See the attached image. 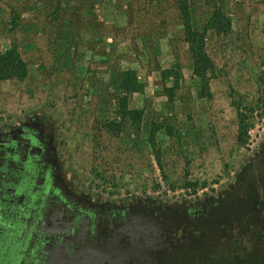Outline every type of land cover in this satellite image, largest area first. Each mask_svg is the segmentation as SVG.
<instances>
[{"label": "rangeland", "instance_id": "rangeland-1", "mask_svg": "<svg viewBox=\"0 0 264 264\" xmlns=\"http://www.w3.org/2000/svg\"><path fill=\"white\" fill-rule=\"evenodd\" d=\"M29 118L71 185L104 201L264 179V0H0V128ZM253 252L205 264H264Z\"/></svg>", "mask_w": 264, "mask_h": 264}, {"label": "flooded vegetation", "instance_id": "flooded-vegetation-1", "mask_svg": "<svg viewBox=\"0 0 264 264\" xmlns=\"http://www.w3.org/2000/svg\"><path fill=\"white\" fill-rule=\"evenodd\" d=\"M243 244L264 247V179L203 200L112 203L71 185L38 118L0 128V264H205Z\"/></svg>", "mask_w": 264, "mask_h": 264}, {"label": "trees", "instance_id": "trees-1", "mask_svg": "<svg viewBox=\"0 0 264 264\" xmlns=\"http://www.w3.org/2000/svg\"><path fill=\"white\" fill-rule=\"evenodd\" d=\"M178 8H179V10H180L181 16L187 14L188 9H187V4H186V2L181 3V4L179 5ZM182 22H183V25H185V20H184L183 17H182ZM237 115H238V117H239V119H238V138H237V140H238L239 142H243V138H244V136H245V134H246V131H245V124H244V120H243V116H242V114H241L240 112H238Z\"/></svg>", "mask_w": 264, "mask_h": 264}]
</instances>
